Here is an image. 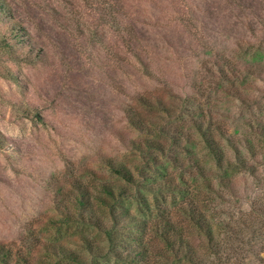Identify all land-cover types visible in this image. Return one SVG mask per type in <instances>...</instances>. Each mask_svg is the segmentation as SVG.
<instances>
[{"label":"rangeland","instance_id":"rangeland-1","mask_svg":"<svg viewBox=\"0 0 264 264\" xmlns=\"http://www.w3.org/2000/svg\"><path fill=\"white\" fill-rule=\"evenodd\" d=\"M3 3L0 264H264V0Z\"/></svg>","mask_w":264,"mask_h":264},{"label":"trees","instance_id":"trees-1","mask_svg":"<svg viewBox=\"0 0 264 264\" xmlns=\"http://www.w3.org/2000/svg\"><path fill=\"white\" fill-rule=\"evenodd\" d=\"M4 0H0V11L1 13H4L7 15V13L5 12L7 9L6 4L3 3ZM207 142V146L210 150H212V153H215L214 149H213V143L212 145L209 143V141L206 139ZM217 160L220 161L219 157H217ZM218 166H221V164H218ZM116 174H119L127 183H132V176L129 173V171H121L120 169L115 170ZM89 219L87 221H96V219H94L91 216H88ZM80 218L82 220H84V218H82V216H80ZM191 224L198 230V232H200L202 234V236L207 240L208 243L212 244L213 242V238H212V234L210 233L211 226L206 222V219L203 216H200V218H196L193 222V219L191 220ZM89 225H91L92 223L88 222ZM162 230L164 231L162 233V239H163V243L165 244L164 247L166 250H172L176 247H179L180 245L182 246V251H184V263L185 264H205V262L203 261V259L198 258L196 255V251L193 250L190 246L188 241L186 242V239H184L182 236L178 235L174 236V231L175 228L174 227H162ZM106 236L108 237L107 239L109 240V242H111V235L110 233H108L107 231H105ZM167 234H169L170 236H167ZM179 239V240H178ZM215 245V243H214ZM180 249V248H179ZM3 255V254H2ZM1 256V254H0ZM204 256V255H202ZM218 264V263H217Z\"/></svg>","mask_w":264,"mask_h":264}]
</instances>
